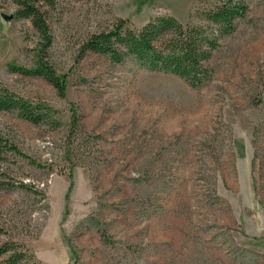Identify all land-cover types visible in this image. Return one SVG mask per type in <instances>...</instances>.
I'll use <instances>...</instances> for the list:
<instances>
[{"label":"rangeland","instance_id":"1","mask_svg":"<svg viewBox=\"0 0 264 264\" xmlns=\"http://www.w3.org/2000/svg\"><path fill=\"white\" fill-rule=\"evenodd\" d=\"M219 1L52 0L46 36L0 0V85L60 122L0 112V245L23 243L20 264H264V0H244L201 88L79 53L116 19L186 23ZM39 59L63 96L9 68Z\"/></svg>","mask_w":264,"mask_h":264},{"label":"trees","instance_id":"2","mask_svg":"<svg viewBox=\"0 0 264 264\" xmlns=\"http://www.w3.org/2000/svg\"><path fill=\"white\" fill-rule=\"evenodd\" d=\"M12 1L18 7L16 17L30 19L34 27L47 36L49 28L41 8L51 4L52 0ZM246 9L244 0H222L198 9L192 21L183 23L172 15H157L139 28L130 26L127 19L119 18L109 30L89 34L79 53L81 57L89 52L107 55L117 64L132 61L151 72L175 75L190 86L201 88L215 74L212 61L221 40L236 31L237 22L245 17ZM9 68L26 76L43 78L61 96L66 92V76L58 75L42 59L29 68L15 64H10ZM0 112H15L33 125L50 120L60 124L55 122L56 109L30 102L2 85ZM78 121L74 115L71 120L73 129L78 127ZM17 149L12 145L9 150L22 154ZM4 152L0 137V158ZM24 259L35 260V256L23 243L11 239L0 245V264H20Z\"/></svg>","mask_w":264,"mask_h":264},{"label":"water","instance_id":"3","mask_svg":"<svg viewBox=\"0 0 264 264\" xmlns=\"http://www.w3.org/2000/svg\"><path fill=\"white\" fill-rule=\"evenodd\" d=\"M3 17H4V19L7 20V21L11 20V16H9V15H3Z\"/></svg>","mask_w":264,"mask_h":264}]
</instances>
